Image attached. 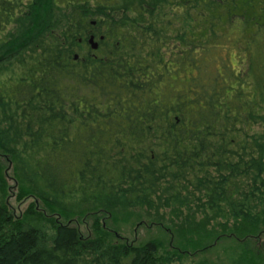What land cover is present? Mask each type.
Instances as JSON below:
<instances>
[{"label": "trees", "instance_id": "1", "mask_svg": "<svg viewBox=\"0 0 264 264\" xmlns=\"http://www.w3.org/2000/svg\"><path fill=\"white\" fill-rule=\"evenodd\" d=\"M36 4L0 0V48L32 41L0 68V264H183L259 241L264 0ZM114 209L162 212L170 242L122 237Z\"/></svg>", "mask_w": 264, "mask_h": 264}, {"label": "rangeland", "instance_id": "2", "mask_svg": "<svg viewBox=\"0 0 264 264\" xmlns=\"http://www.w3.org/2000/svg\"><path fill=\"white\" fill-rule=\"evenodd\" d=\"M50 3L51 0H37V13L50 12L52 14L49 15H54V9L52 8V5H50ZM41 31L42 24L39 21H34L32 26L21 38V41H30L37 37V35H39ZM230 37H233V35H230ZM30 43H32V41L28 42L24 46H19V48L17 49L16 46L20 44V42H16V45L11 46L10 48H0V68L2 69L3 66L8 65L9 63H15L17 59L20 58V56H18L19 54H24L26 50H29L28 45ZM19 50H21V53H17V51ZM10 202L13 203L14 199L12 198ZM27 203L28 202L20 205V211L24 210ZM161 213L162 212H160V214ZM160 214L157 215L154 212L142 211L139 209H114L112 210L111 220L107 223V225L111 229L117 231L122 237L128 238L133 241L134 244H142L148 240L153 239L165 243L167 242V240L170 242L171 236H173L171 233L167 232L163 228L151 224L152 220H155L160 216L162 217V215ZM140 223H142V225ZM38 226L43 228V230L46 232L49 231L43 221ZM80 230L84 232L83 226H80ZM174 236L177 235L174 233ZM249 242L250 243L242 244L233 239L226 238L218 242L217 245L212 249L205 252L195 253L193 256L186 258L187 260H184L183 264H192L193 262H198L197 264L201 262L210 264H231L232 260L240 254L243 248H248L250 251L257 253L259 256L264 258V236L257 242Z\"/></svg>", "mask_w": 264, "mask_h": 264}, {"label": "water", "instance_id": "3", "mask_svg": "<svg viewBox=\"0 0 264 264\" xmlns=\"http://www.w3.org/2000/svg\"><path fill=\"white\" fill-rule=\"evenodd\" d=\"M103 38L100 37V40H102ZM87 45L90 47L91 50H97L98 48V43L94 40V37L91 36L88 40H87ZM77 58V56H75V59Z\"/></svg>", "mask_w": 264, "mask_h": 264}]
</instances>
